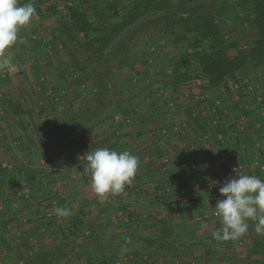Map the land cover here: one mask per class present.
Wrapping results in <instances>:
<instances>
[{"label":"rangeland","instance_id":"rangeland-1","mask_svg":"<svg viewBox=\"0 0 264 264\" xmlns=\"http://www.w3.org/2000/svg\"><path fill=\"white\" fill-rule=\"evenodd\" d=\"M133 1L31 0L39 19L23 27L17 42L5 50L2 58L15 70L5 77L0 71V225L5 226L0 228V264L27 263L25 254L30 242L20 245L14 236L22 233V225L30 227L31 224L38 225L32 235L41 234L39 230L43 227L51 231L46 237L50 240L36 249H52L63 254L53 264H106L102 255H109L112 250L116 256L110 264H142L146 259L156 264H232L211 262L205 251L208 244L217 254L230 250L243 256L257 247L251 258L259 254L261 258L257 260L264 264V246L261 252L257 246L264 242V235L257 234L255 221H249L247 233L239 239L217 241L212 236L220 228L217 221L220 217L214 215L216 197L224 198L219 188L226 179L234 177L231 170H222L215 163L218 161L213 155L199 166L197 178L202 188L211 181L209 185L214 186L215 195L199 189L185 197L174 196L156 186L159 179L166 186L168 172L181 166L178 156L186 157L185 153L193 146L199 157L204 158L203 150L208 144L191 118L201 122V114L209 119L210 110L205 107L208 102L193 100L200 87L192 79L186 82L166 79L174 61L185 51L182 44L175 49L159 36L155 41L149 36L136 39L133 56L126 67L112 75L119 90L111 108L102 114L93 109L87 110L86 115L81 112L91 82L89 79L76 82L74 76H78L81 67L90 70L95 62L92 51L83 45L87 35L61 26L66 24L67 6L75 3L85 9L90 20L106 25L116 22L119 15L103 12L101 7L117 2L122 10ZM28 2L19 0L20 4ZM226 26L229 31L236 27L231 20ZM257 67L238 72L240 83L235 82L229 90L206 91L210 99L221 96L218 99L222 104L233 106L230 115L236 120L229 126L232 134L229 139L225 138L226 149L219 145L215 150V154H220L225 149L229 163L244 164L248 154L255 155L254 148L260 154L252 158L264 160V125L257 147L253 141L246 148L241 137L242 122L257 121L251 109L264 108V103H254L242 113L244 86L252 88L254 94L262 92L261 85L264 86V64ZM191 71L195 73L194 68ZM156 98L158 102L154 101ZM210 102L212 105L213 100ZM247 112H251L252 118L247 119ZM182 121L187 123L183 135H175L174 129H167L168 136L162 131L159 133L162 127L180 126ZM208 131L213 135L215 130L210 127ZM97 148L127 150L139 158L132 184L119 195L109 194L103 203L97 198L90 174L85 170V154ZM163 154H167L168 160L159 158ZM175 154L179 155L174 158ZM190 161L185 158V166ZM252 173L264 180V169ZM73 204H78L79 210L72 209V215L66 218L55 215L56 207L72 208ZM120 211L127 217L131 214L136 221L117 220ZM166 232L165 240L176 250H163L158 241L147 245V238L159 239ZM38 258L39 254L35 253L34 259Z\"/></svg>","mask_w":264,"mask_h":264},{"label":"trees","instance_id":"trees-1","mask_svg":"<svg viewBox=\"0 0 264 264\" xmlns=\"http://www.w3.org/2000/svg\"><path fill=\"white\" fill-rule=\"evenodd\" d=\"M67 9L66 24L62 23L61 26L87 35L83 45L88 51H92V59L95 62L90 70H87L85 66L81 67L78 76H74L76 82L87 79L91 82V88L85 96L84 106L81 110L84 112L83 115H86L89 109H93L97 114H102L109 109L119 90L118 82L111 79L112 75L126 67L127 62L133 56L134 41L143 36L152 37V41H155L156 36L162 37L165 43L172 44L175 49L185 47L180 58L174 61L171 72L166 74V79L173 82L178 80L186 82L191 81L194 77L201 78L203 85L200 86L198 93L206 94L207 98L201 100L195 94L193 100L197 103L210 102V100L214 102V99H210L207 90L208 92L217 91L220 88L229 90L235 82L240 83L237 77L238 72L246 70L250 66H259L257 68H260L264 64V0H134L130 6L122 10L118 7L117 2H110L100 10L112 12L113 15H119V17L116 22L106 25L90 20L85 9L75 3L67 6ZM229 20L236 25L233 30L231 29L232 31H229L226 26ZM192 68L195 69L194 74L191 71ZM10 72L13 71H8V73ZM64 75L66 76V74ZM240 79L243 83L242 78ZM244 87L243 99L253 94L252 98H248L247 103L245 102L247 100L244 101L247 108H251L254 103H261L258 101V97L264 96V90L254 94L251 92V88ZM246 88L249 90L247 92L251 94L245 92ZM219 97L221 96L215 98ZM154 101L158 102V99L156 98ZM170 105L171 109L172 104L170 103ZM244 105L242 106L243 113L247 111ZM232 108L233 106L221 104L215 111L217 117L211 121L201 120L199 122L197 118L192 116L191 118L202 131V137L207 134L210 127L215 130V133H226L227 129L222 121L229 116ZM15 112L17 113L19 110ZM213 121L215 122L212 123ZM68 124L70 123L68 122ZM162 128L174 129L173 126ZM168 130L165 136H168ZM203 152L205 153L204 158H200V154L195 155V153L193 156L190 152L185 153L186 157L183 154L181 156L175 154L174 158L180 157L181 166H178L179 168L177 167L172 173L168 172L169 178L166 186L162 185L161 179L158 180L156 186L161 187L160 189L164 192L167 191L169 195H172L175 190L193 189L199 181L197 178L199 166L204 165L211 158L210 151L203 150ZM185 158L191 160L189 166H185ZM48 160L52 161V159ZM193 164H195L194 168ZM228 168L225 165L224 169L228 170ZM235 173L238 172L235 171ZM39 184L40 181H38V186ZM125 215L126 213L123 216H118L117 220H124ZM128 217L129 220L126 222L136 221V218L131 214ZM219 227H221V223ZM155 241L159 242L163 250H176L174 245L158 238H147L146 243L148 246H152ZM252 250L249 255L243 256L230 250L217 254L209 244L205 249L211 262L260 264L261 262L251 258L252 253L257 252V247ZM35 253L39 254L38 260L32 259ZM61 255L63 254L57 250H37L36 246L30 245L26 264H53L60 259ZM115 256L116 253L112 250L109 255H102V261L110 264L115 260ZM142 264H156V262L146 259Z\"/></svg>","mask_w":264,"mask_h":264},{"label":"clouds","instance_id":"clouds-1","mask_svg":"<svg viewBox=\"0 0 264 264\" xmlns=\"http://www.w3.org/2000/svg\"><path fill=\"white\" fill-rule=\"evenodd\" d=\"M38 20L34 4L29 0L20 4L19 0H0V70L8 66L3 59L6 49L18 40L20 30ZM86 172L90 183L103 203L108 195H119L127 185H131L139 168V158L129 151L97 148L84 156ZM223 199H217L214 214L220 217L221 227L212 236L217 241L236 240L248 231V220L256 222V232L264 235V180L256 175L239 174L238 178H228L219 188ZM72 209L79 210L78 204L72 208L56 207L55 215L66 218Z\"/></svg>","mask_w":264,"mask_h":264},{"label":"crops","instance_id":"crops-1","mask_svg":"<svg viewBox=\"0 0 264 264\" xmlns=\"http://www.w3.org/2000/svg\"><path fill=\"white\" fill-rule=\"evenodd\" d=\"M261 72V71H260ZM247 80V79H246ZM248 85V84H247ZM262 86V88H261V90L263 91L264 90V86H263V84L261 85ZM252 89V88H251ZM264 99V98H263ZM245 100H247V101H245ZM245 100L243 99V103L244 104H246L248 101H249V99L246 97L245 98ZM246 103H245V102ZM208 102V101H207ZM211 102H208L207 103V105L205 106V107H207L209 110H210V112L208 113V115H209V119H207V118H204V117H202V115L201 114H199V116L202 118V120H205V121H211L212 119L214 120V118H216L217 117V112L215 113V111L213 110V107L211 106V104H210ZM264 103V100L261 102V103H259V104H263ZM259 104H257V105H259ZM224 105V104H223ZM226 105H230V104H228V103H226L225 104V106ZM245 106V105H244ZM263 107V106H262ZM261 106L258 108V110H253V109H251L252 110V116H253V113L255 114V115H257V119L256 120H259V121H261V122H257V121H253V120H248V121H245V122H242V123H244V126H245V129H243V131H242V134H243V136H241L243 139H244V146L247 148L248 147V144H250V143H252L253 141L255 142V143H253L255 146L254 147H257V141H258V138H260V135L263 133L262 132V127H261V125H264V122L262 121V119L264 118V110L262 111V109H264V108H262ZM245 108H247V105L245 106ZM250 111V110H249ZM200 113V112H199ZM205 113V112H204ZM230 113H231V111L229 112V116L228 117H225L224 118V120L222 121V124L225 126V128L227 129V131H226V133H221V132H216L215 133V131H214V133H213V135H210L209 134V131L207 132V134L205 135V136H203L202 138L204 139V141L206 142V143H208V144H206V150L207 151H210V153H211V156L213 155V157H214V159H217V161L218 162H215V163H218L219 164V166L221 167V169L222 170H225L224 169V167H225V165H227L229 168V170H231V172L233 173V176L234 177H237L238 178V173H235V170L233 169V167L235 166V165H237V166H242V170L241 171H239V172H242L243 174H245V175H251V174H253L252 173V171L253 172H255V170H257L258 169V171L259 172H261V170L262 169H264V164H263V161L264 160H260V162L259 161H256V159H253L252 157H256V155L257 154H260V151L258 150L257 151V148H254V156H250L249 154H248V156H246L247 158H249L248 160H244L245 162H244V164H243V162H242V164H236V163H233V162H230L229 163V160L227 159V158H229L228 156H227V151H225V149H226V144H227V142H228V140L226 141V139H229V137L228 136H230L232 133H231V131H230V128H229V126H230V124H234V122H232V121H234V120H236V117H234V118H232L231 116L232 115H230ZM243 113V112H242ZM250 114H251V112H249ZM249 113L247 112V119L249 118H252L250 115H249ZM244 114V113H243ZM206 116V115H205ZM238 117H241V115H238ZM244 119H246V117L245 116H242ZM242 117H241V119H242ZM204 118V119H203ZM185 122V121H184ZM183 122V124H181L180 125V127H181V129H180V131H176V132H174L175 133V135H183L184 133H186L185 131H184V129H185V127L187 126V124L186 123H184ZM215 121H213L212 123H214ZM186 126H185V125ZM242 130V129H241ZM255 130V131H254ZM161 131H162V129H160L159 130V133H161ZM257 131H258V133H259V135H257ZM161 136H162V134H160ZM164 135V134H163ZM165 136V135H164ZM163 137V136H162ZM226 138V139H225ZM211 139H213V141L211 140ZM245 141H247L246 143H245ZM219 145H223L224 146V150H223V152L222 153H220L219 154V152L217 153V154H215L216 152H217V147H219ZM241 145H243V144H240L239 145V147H241ZM244 146L243 147H241V149L243 150L244 149ZM256 149V150H255ZM176 150V149H175ZM215 150H216V152H215ZM190 153L192 154V152H194L195 154H197V151L195 150V147H190ZM167 154H163V155H160L159 156V158H162L163 159V161H166V160H168V157H165ZM258 156V155H257ZM170 158V157H169ZM259 159H260V157H259ZM231 161V160H230ZM244 165V166H243ZM195 166V164H193L192 165V167H194ZM225 173V172H224ZM152 177H155V176H152ZM212 182L210 181H208V183L206 184V188H202V186L199 184V183H196L195 185H194V187H193V189H191V190H184V189H182V190H176V191H173V194H174V196L175 195H182L183 197H185L186 195H187V193H190V192H193V193H196L197 192V190H199V189H205L206 191H208V194H213V195H215V193L214 192H212V189H214V186H211V185H209V184H211ZM209 185V186H208ZM169 191V190H168ZM216 191V190H215ZM202 193V192H201ZM220 195V194H219ZM189 196V195H188ZM218 196V195H217ZM178 197V196H177ZM219 197V196H218ZM216 199H218L217 197H216ZM219 220V221H218ZM221 219L219 218H217V221L219 222V223H221V221H220ZM249 221H252L253 222V220H251V219H249L247 222H248V224H249ZM104 224V226H107L108 225V223H103ZM9 229L11 228L10 226H7ZM17 227V226H16ZM16 227H15V229H16ZM28 226L26 225V226H21V229L20 230H22V233H17V234H15V236H14V238H16V242L18 243L19 242V244L20 243H25V244H27L26 242L27 241H29L30 242V245L31 246H40V245H44V243L43 242H46V241H49L46 237H48L47 235L49 234V232H51L49 229H48V227L47 228H45V227H43V228H41L39 231H41L42 233L41 234H38L37 236L36 235H32V232H34V231H36L37 229H38V225H33V224H31L30 225V227H28ZM0 228H2V229H5V226H1L0 225ZM72 229H74V227L72 228ZM17 230H18V228L15 230V232H17ZM28 232H29V234H28ZM27 233V234H26ZM22 234V235H21ZM167 234V232L166 233H164V235H162V237H160L159 239H161V240H165V237L167 236L166 235ZM43 235V236H42ZM249 236V235H248ZM151 239V238H150ZM248 239H249V237H248ZM167 241V240H166ZM259 241V240H258ZM0 244H1V240H0ZM22 244H20V245H22ZM186 245H189V244H186ZM179 246V245H178ZM259 252H261V250H263V246H264V242L262 241V242H259ZM24 246H21V248H23ZM190 247V246H189ZM47 249H49L48 247H47ZM49 250H52V249H49ZM168 251V250H167ZM25 254V253H24ZM25 256H26V258H27V260H28V253L27 254H25ZM261 257L259 256V254H258V256H256V257H254V259L253 260H255V261H258L259 263L261 262V260H257V259H260ZM33 260H35L34 259V257L32 258ZM38 260V259H37ZM58 262H59V260H58Z\"/></svg>","mask_w":264,"mask_h":264},{"label":"built area","instance_id":"built-area-1","mask_svg":"<svg viewBox=\"0 0 264 264\" xmlns=\"http://www.w3.org/2000/svg\"><path fill=\"white\" fill-rule=\"evenodd\" d=\"M14 70H15V67H13V66L10 67V66H8V67H6L5 69L0 70V71L2 72L3 76L5 77V76L7 75V73H8V71H14ZM192 83H193L195 86H197V87H200V86L203 85V81H202V79H201V78H197V77H194V78L192 79ZM235 86H236V87H239V84H235ZM196 97L199 98V99H201V100H205V99L207 98V95L204 94V93H203V94H197ZM258 101H259V102H262V101H263V97L259 96V97H258ZM221 104H222V101H221L220 99L217 98L216 100H214V102H213V110H214V111L218 110V108L221 106ZM184 125H185V124H184ZM241 129H242V130L245 129V126L242 125ZM174 130H175V131H179V130H180V126H179V125H175V126H174ZM162 133H164V135H166L167 130L164 128V129L162 130ZM233 169H234L236 172H238V175H239V174H243L242 172H239V171L242 170V166H237V165H235V166L233 167ZM123 215H124V213H123L122 211H120V212H119V216H123ZM214 215H215V214H214ZM215 216H217V215H215ZM124 220H125V221H128V220H129V217L125 216V217H124Z\"/></svg>","mask_w":264,"mask_h":264}]
</instances>
